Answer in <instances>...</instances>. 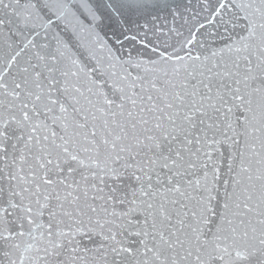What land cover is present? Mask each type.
<instances>
[{
  "label": "snow or ice",
  "instance_id": "obj_1",
  "mask_svg": "<svg viewBox=\"0 0 264 264\" xmlns=\"http://www.w3.org/2000/svg\"><path fill=\"white\" fill-rule=\"evenodd\" d=\"M0 264H264V0H0Z\"/></svg>",
  "mask_w": 264,
  "mask_h": 264
}]
</instances>
